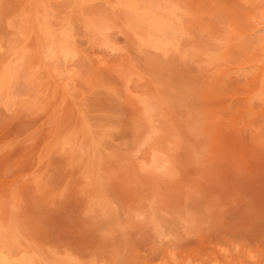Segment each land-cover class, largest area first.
<instances>
[{"label":"rangeland","instance_id":"rangeland-1","mask_svg":"<svg viewBox=\"0 0 264 264\" xmlns=\"http://www.w3.org/2000/svg\"><path fill=\"white\" fill-rule=\"evenodd\" d=\"M4 1L8 8L0 16V37L6 44L17 36L16 27L7 22L19 20L35 3ZM173 1L194 13L191 33L182 44L196 45V55L189 49L187 54H163L141 48L121 11L95 0L86 13L108 17L114 25L110 35L115 32L110 38L117 37L122 49L102 51L97 43H85L87 36H76L79 44L84 42H77L80 49L93 47L106 62H87L80 55L76 86L67 93L47 76L50 61L37 56L35 78L29 73L20 77L15 87L20 97L14 104L0 103V217L14 227L23 246L48 258L70 255L81 264H171L172 256L175 264L182 258L204 264L216 255L221 264H238L248 254L264 257V108L255 100L254 113L244 111V91L252 81L230 72L257 52L239 34L249 26L247 15L264 2ZM48 8L54 20H74L82 11L68 0H51ZM221 37H227L225 44L218 42ZM34 40L26 42L32 50ZM207 48L211 54L221 52V68L215 61L205 62L211 54L198 56V50ZM124 75L132 79L125 82ZM126 84L138 89L137 95L127 93ZM141 94L162 104L163 113L153 117L158 132L150 143L174 156L173 175L140 167L151 150L149 145L138 148L147 125ZM87 120L90 132L83 131ZM102 131L107 135L98 148L104 151L97 152L102 153L103 175L94 183L87 177L92 172L85 168L87 152L73 156L70 145L61 148L59 141L72 133L93 152L91 144ZM96 186L113 201L111 209L103 210L92 198ZM134 209L145 215L134 219Z\"/></svg>","mask_w":264,"mask_h":264},{"label":"bare ground","instance_id":"bare-ground-1","mask_svg":"<svg viewBox=\"0 0 264 264\" xmlns=\"http://www.w3.org/2000/svg\"><path fill=\"white\" fill-rule=\"evenodd\" d=\"M33 1L35 3L34 8L32 9L25 8V10H23V12L20 14L21 17L19 18V20L15 21L13 24H11V22L10 23L7 22L9 26L16 27L15 33H17V36L15 38L11 37V39H9L6 44L2 42L3 38L1 40L0 37V103L2 104L4 103L5 105L9 103L14 104L15 98L18 96L20 97V94L17 96V93L15 91V87L18 85V81L20 80V77L22 78V76L23 77L29 76L27 75V73H29L32 76V79L35 78L33 75L35 74V72L37 73V69H35L36 67L35 64L36 61L39 60L38 57L42 58L43 60L46 58L45 61L47 59L50 61L49 63H46L47 76L49 74L50 79L54 80L57 86H59L58 88L60 87L63 88L62 90H64V92L68 90L66 91L67 93H71V91L76 86L74 81L77 79L76 77L79 76L78 74L79 71L77 70L80 67L79 66L77 68L78 65L76 60L80 55H83L84 56L83 58H86L87 62L89 61V59L95 58L96 60L94 59V61L98 62L99 64H104L107 58L98 55L93 47L87 46L88 49L89 47L93 48L92 51L91 50L88 51V49L87 51L85 49H80L81 46L78 47L77 42L79 44L80 41L77 39L79 36H84V35L87 36L84 42L90 43V45L92 43L94 44L97 43L100 48L102 47V51L104 48V49H108L110 52L116 53V51L122 49L121 47L118 46L117 37L116 39L110 38V36L114 35L115 32L114 34L110 35L109 30L112 27H114V25L110 22L108 17L107 18L102 16L89 17L88 16L89 14L86 13L85 10L88 9V5L93 3L95 0H68L70 4L73 3V6H78L82 10L78 14L79 15L78 17H75V19L72 18L74 20L66 19L65 16L63 18L56 17L54 20L53 19L54 16L52 17L49 14L51 13L50 12L51 9L48 8L49 1L51 0H33ZM102 1L103 3H105V5L106 3L107 4L109 3L110 10L112 9L116 10L118 8L121 11L122 20L125 26L131 32L133 37L137 40L141 48L142 47L147 48V51L148 50L151 51L153 49L158 50L163 54H167L169 51L171 52L174 51L177 53L179 52L181 54H185V53L187 54L188 53L187 49H189V51L193 53L192 55L196 53L198 48L196 45H192L191 42H188L190 43L189 44L190 47L186 48L185 46L183 47L182 44V41H184L185 37L189 36L191 33L190 28L192 27V23L190 22V18H192L191 16L192 12L190 7L185 6L184 4H180L179 3L180 1L179 2L178 1L175 2L173 0H168V1L167 0H114L113 2H111V0H102ZM255 1L258 2L260 1L261 3V0H255ZM262 2H264V0H262ZM5 7L6 9L8 8L5 1L0 0V16L1 14L3 15L2 12H5L4 11ZM193 14L194 13H192V15ZM247 16H248L249 26L247 25L248 26L247 28H245L242 31L240 30L241 31L239 34L241 38L240 41L248 40L247 42H250L251 40V43L254 44L252 46L256 49L257 52L249 57L247 56L245 59L235 64L234 67L231 66V68L230 67L227 68H230V72H234L235 74H237L238 77L240 78L243 77L246 80L252 81V84L248 83L249 85L250 84L252 85V86L250 85L251 89L248 90L245 89L246 91H244L246 93L245 99L247 100L246 102L247 104L245 106L244 111H247L248 113L249 112L254 113L255 100L258 101L257 103L259 106H261V110L262 108H264V3L258 5L257 8H255V10L249 13V15ZM7 18L9 17L7 16ZM76 21L77 24L75 25ZM77 26H79V28H82V32L80 31L79 33H77V31L75 30V27ZM81 33H83V35ZM230 34L232 35L233 33L231 32ZM30 37L33 38V40L35 38L34 41L36 43L35 44L36 50L35 48L34 50H32V48L29 47L30 44L27 41L29 40ZM189 38L190 37H188V39ZM226 40L227 37L226 38L221 37L218 40V42L220 41L221 44H225ZM84 42H81V44ZM201 50L202 51L198 50L199 51L198 56L201 53L203 55L211 54L208 48ZM221 55H222L221 52L220 54L219 52L215 54H211L210 58H207L208 56L205 57L206 58L205 62L215 61L216 63L214 65L218 66L219 69L220 66L218 61L219 59L222 58ZM36 57L37 59H35ZM49 64L52 65L49 66ZM24 66H26V68ZM22 67H24L25 70L22 71L21 69ZM226 71L225 73H228ZM30 77L29 79L28 77L26 78L30 80L31 79ZM131 79L132 77L129 75L125 76V82H129ZM47 81L49 80L47 79ZM33 82L36 81L34 80ZM44 82H43L44 84H47L46 81ZM50 82L51 81H49V83ZM125 87L127 93L129 94L135 93V95H137L136 93L138 89L132 88L131 84H126ZM138 99L139 102L142 104L141 110L143 112V115L147 119V125L145 127L146 131L144 130L145 134L141 139V141L139 142L138 148L149 145L151 149L149 153L150 154L149 159L141 161L140 167L142 169H148V171L152 173L163 171L168 175H173V173H175V169H174L175 159L173 158L174 156L171 155L167 149H164L161 146H158L154 143H150L154 134L158 132L157 126L155 125V123H153L154 121L153 117L155 115H159L163 113L162 104H160L161 102L158 101V99H155V96L151 94L146 96H143L141 94V96ZM248 113L247 115H249ZM91 127L92 126L88 123V120L87 122L86 121L83 122L84 132L92 130ZM98 135H100V137L98 139L96 138L97 140L94 139L93 141L95 140L96 141L92 142L93 144H91L92 145L91 148L93 149L94 153L92 152V150H90L89 152L85 150L87 146H84L85 144L78 142V139L74 140L77 137L73 136L72 133L61 136L60 137L61 139L59 141L61 148H64L66 145H70L69 147H71L70 149H72L73 156L76 153L80 154L82 151L87 152V156L85 158L86 159L85 168H90L92 170L91 172V170L86 169L87 171L91 172V174L89 175L87 174L88 175L87 177L91 178L90 179L91 182L94 183L99 182L100 178L103 175L102 173L99 172V169H101V164L103 163L101 161L102 159L101 155L104 149H100L98 147H101L100 145L103 144L101 140L102 136L107 134H105V132L102 131ZM92 137L94 138L97 136L92 135L91 138ZM88 146L90 147L89 144ZM98 150H101L102 153L97 152ZM142 156L144 157V155ZM96 166L97 168L95 169ZM101 189L102 188L100 186H96L95 188L96 191L93 194L92 198H95L96 200L95 202L101 205L100 207L103 210L104 207H106L107 209H111L112 207L111 203L113 201L111 199H106L107 198L105 195L106 193L104 194L101 191ZM144 212L145 211L140 209H134L133 213H131L132 215L131 217H134V219H136L137 217L142 216ZM2 219L0 217V264H81L76 258H72L70 255H67L65 257H58L57 255L56 256L52 255V257L48 258V256H46V254L43 252H40L32 248L31 249L27 248L25 247L26 245L23 246L20 243L19 234L16 232V230H14V227L11 228V226L5 224ZM226 253H224L223 255L227 256V258L228 255L232 257L231 255L232 253H229L228 255ZM248 256L249 257L246 259L244 258L241 259L238 257L239 258V261L237 259L238 264H264V257L256 258L254 255L251 256L250 254H248ZM171 258H172V260L170 259V261L172 262L171 264H175L174 263L175 258H173V256ZM182 259L180 261L177 260V262L179 263L176 264H194L191 261L185 263L184 262L185 260ZM230 260L234 261V259H230ZM89 264H99V263L91 262ZM162 264H169V263L166 260V262ZM204 264H221V263H219V259L217 258L216 255L214 257L212 256V258L207 263Z\"/></svg>","mask_w":264,"mask_h":264}]
</instances>
